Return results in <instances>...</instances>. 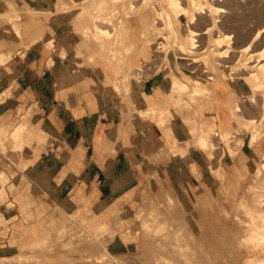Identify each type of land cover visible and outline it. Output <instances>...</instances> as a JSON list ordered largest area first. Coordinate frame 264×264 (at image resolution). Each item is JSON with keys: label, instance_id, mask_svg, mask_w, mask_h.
I'll return each mask as SVG.
<instances>
[{"label": "crops", "instance_id": "0c3cea01", "mask_svg": "<svg viewBox=\"0 0 264 264\" xmlns=\"http://www.w3.org/2000/svg\"><path fill=\"white\" fill-rule=\"evenodd\" d=\"M50 1L0 0V135H21L7 138L11 154L0 152L17 174L5 170L9 181L0 183V248L56 254L73 235L107 248L138 246V217L149 212L184 222L177 237L185 229L203 237L240 207L264 157V137L252 143L244 132L238 144L239 118H262L261 102L255 117L225 76L204 79L197 94L179 88L180 74L144 79L139 67L153 52L149 35L138 49L139 23L124 18L114 43L95 30V6H81L87 0ZM185 70L191 77L197 69ZM130 72L143 80H128ZM224 132L237 139L224 143ZM16 142L25 154L15 153ZM157 222L143 219L148 237L168 229ZM194 246L178 252L193 256Z\"/></svg>", "mask_w": 264, "mask_h": 264}, {"label": "rangeland", "instance_id": "374dc122", "mask_svg": "<svg viewBox=\"0 0 264 264\" xmlns=\"http://www.w3.org/2000/svg\"><path fill=\"white\" fill-rule=\"evenodd\" d=\"M90 1L89 3H87V6H95V11L105 10L103 13V16L105 17L104 21L107 22V24L111 23L113 25H111L113 28H116V26H119L118 28H120L124 24V22H120L119 19L126 18L129 24L139 23L143 28L149 30L148 35L151 44L150 46L152 47L153 56L149 57L147 59V62L139 67V69H142L144 71V79L150 77L154 73V71H149L145 65H148V62H152L151 60L155 56L158 58V61L154 62L155 64L157 63V74H161L162 72H169V75L172 76V73L170 72L173 70L175 73H178L177 75L172 77H178V75L180 74L183 78H185L184 80H187L189 82L190 79L188 80L186 78L187 74H189V71H186L185 68L191 70L197 69L196 72L200 73L205 79H210V72L214 73L213 75H215V77L224 78V72L230 73L237 70L235 74H232L234 78L226 77L225 80L234 82V84L239 87L240 100L242 101L243 106L252 107L254 110L253 115H255V117H260V96L263 94V92L256 91L250 85L247 75L251 71L247 68L252 69L251 65L256 61L258 62H256L257 64L264 62V57L259 58L258 60V55H255L256 57L253 56L255 58L253 59L252 57V60L250 59L251 65L246 66V71H243L245 68H243L242 63L244 60H247V55L249 52L259 53L264 49V0H216L214 2L215 5L213 4L212 6L214 11L213 14L218 18L219 26L217 27L218 29L216 28L217 30H214V35L220 36L225 33L228 36L230 35L232 40L230 41L231 44L225 43L223 47L229 46L231 47V49H234V52L232 51L231 53V57L222 59L223 62L225 61L229 64V66L226 68L219 64V62H217L218 60L215 61V63L214 59L212 61V64L208 66L204 65L203 60L200 58H197L195 63L188 64L187 62H190V60L180 58L179 52L177 53L176 51H173L175 50L174 47H171L169 50L166 49L168 46L165 45L163 49H159L160 46H163L160 44V42H163V44H167V41L163 37H160L158 33L160 30L158 27L162 25V22H159V20L156 21L155 18L159 17L158 9L160 7L158 6H166V0H150L152 3H150L147 8L144 7V4H141L142 0H135L136 6H139L141 4L139 7L142 9L139 11L134 10L133 6L127 7L130 0ZM182 1L184 3L187 2V0ZM49 2L51 4H55V1L49 0ZM155 2L158 3V5H155ZM221 9H225V11H221ZM209 12L205 14H198V19L196 22L197 24H192V26L196 30L205 32V29L209 27V25L211 24V12ZM82 17L88 18V21L91 20V15L89 14V12L85 13V15H83ZM108 17H111V19H113L110 20ZM219 29L221 30V32H219ZM105 37L108 36L106 35ZM208 37L209 36H206V34H200V36H198L197 39L199 40L198 43L200 44V46L198 47L199 50H202L204 46L208 47L210 43H212L209 41V39H207ZM113 40L115 41L114 43L117 42V40ZM247 45H251V50L244 51L243 48H245ZM142 46L143 45H139L138 49L140 48L139 50H142L146 46V44L143 46V48H141ZM235 50L238 52H236ZM238 57L240 58L237 59ZM238 69L242 70L240 71ZM127 79L132 81L143 80V78L136 79V77H133L131 75V72L128 74ZM256 95L259 96V98ZM253 96H256L257 99L260 100V102L258 100L257 102H251L250 97ZM260 119H258L257 121H260ZM254 121V123H258L256 120ZM235 132H237V130H235ZM244 132H246L248 135L251 134L246 130H243L238 138L242 137L244 139V137L242 136ZM9 136H11V138L15 139L16 141L21 138L19 131H17L14 137L12 134H8V136L0 135V152L5 155L11 154L8 149L9 147L7 146V138H10ZM234 139H237V137ZM10 145L12 146L16 154H25L27 151L21 150V145H19L18 142H16L15 145L14 143H10ZM19 167H22L20 161ZM5 170L11 173L16 178L17 174L14 172L11 165L0 157V172H4ZM5 180V182H1L2 185L8 183V175ZM255 182L256 177L253 174L251 183ZM250 186L242 195L245 196V199H248L250 203H254L256 197L254 191L250 189ZM6 197L7 196L2 198V201H4L3 199H5ZM154 217L159 219V222H157L155 224L156 226L154 227H157L160 223H166L168 229L163 233L154 230L148 237L146 234V230L144 229L143 219L145 218L155 220ZM173 217L174 216L171 215L170 222L167 215H160L158 217L157 215H150V212L144 214V216L142 217H138L142 219L143 228V238L137 239L138 243L139 240L141 241L138 246L134 244L126 247L117 244V246L113 245L111 248H107V246H103L101 244H98L96 241L83 238V236H81L80 238L78 237V235H73L72 238H67V236H64L62 239H65V244L61 247H59L58 245L54 248V252L56 254H43L41 256L34 251L28 253L22 252L19 248H7L3 246V249L0 248V264H244L242 260L243 251L238 247V239L242 230L240 219L248 220V215L245 213L243 208L239 207V201L233 208H231V213L227 214L224 212L222 220L218 221L217 226H215V223L211 224L214 225V227H210L211 225H209L206 232H201L203 237L191 238L189 235V231L186 229L184 231L186 236H175V230L179 226H184L182 225L184 222L175 221ZM175 226L176 229H174ZM131 233L135 235L136 231H131ZM192 233L199 234V232ZM236 235L238 236L236 237ZM146 241L149 242L148 245H145ZM191 242L195 244L194 249L196 253L193 256L184 257L178 251H180V249L187 250L186 245ZM107 250L110 253L107 252ZM93 254H97L98 256H92ZM163 256H166L168 259H170L171 262L161 259Z\"/></svg>", "mask_w": 264, "mask_h": 264}, {"label": "bare ground", "instance_id": "6f19581e", "mask_svg": "<svg viewBox=\"0 0 264 264\" xmlns=\"http://www.w3.org/2000/svg\"><path fill=\"white\" fill-rule=\"evenodd\" d=\"M89 1L90 0H87L85 3L81 4V6H86L87 3H89ZM166 1H167L166 6L165 5L158 6V7H160L158 9L159 10V17L155 18L156 21L159 20V22L160 21L162 22V25L161 26L159 25L160 27L157 26L160 30L158 33H159L160 37H163L167 41V44L166 43L163 44V42H160V44L163 46H160L159 49L160 50L163 49L165 47V45L168 46L166 49H169V50L171 47H174L175 50H173V51H176L177 53L179 52L180 58L190 60V62H187L188 64H193L196 62L197 58H200L203 60L204 65L208 66V65L212 64V61L214 59V62L218 60L217 62H219V64H221L225 68L228 67L229 64L226 63L225 61H224L225 62L224 63L222 61V59L231 57V53L234 49H231V47H229L227 45H226L227 47H223L225 43L231 44L230 41H232V40H231L230 35L228 36V35H226V33L223 35H220V36L214 35V30H217L218 29L217 27H219L218 26V18L216 17V15L213 14L214 11L212 8L213 4L215 5L214 2L216 0H187L186 3H184L182 0H166ZM133 3H134V5L136 4L135 0H130L127 7L133 6L134 10L139 11L142 9L139 7L141 4H144V7L147 8L149 6V4L152 2L150 0H142L141 4L139 6L135 5L136 7L133 5ZM156 4L158 5V3L155 2V5ZM153 5H154V3H153ZM133 8H131V9H133ZM104 11L105 10L96 11L97 14L94 16V28L103 38H106V39L110 38V39H115L118 41L121 38L120 31L118 30L119 26L118 27L116 26V28H113L114 31H112V32L108 31L110 29L104 30L105 28L103 27L104 29L102 28L103 29L102 30L100 28V23H106L107 24V22L104 21V19H105V17L103 16ZM133 11H131V12H133ZM209 11L211 12V15H210L211 16L210 17L211 24L209 25V27H207V29H205V32L203 31L204 33L196 30L192 26V24L197 22L198 14H200V13L205 14V13H208ZM221 11H225V9L224 10L221 9ZM109 19L112 20L113 18L111 19V17H110ZM119 21L124 22V19H119ZM165 30H167V31H165ZM148 32H149V30L144 28L143 40H142L140 45L144 46L145 44H147ZM219 32H221V30ZM200 34H204V35L206 34V36L208 35L209 37L207 39H209V41L212 42V43H210V45L208 47H205V46H204V48L202 47L203 48L202 50L198 49L200 44L198 43L199 40L197 38H198V36H200ZM106 35L108 37H105ZM143 46L141 48H143ZM250 47H251V45H247L245 48H243V50L249 51V50H251ZM236 52H238V51H236ZM255 55L259 56L257 58L258 60H259V58H263L264 57V49L261 50L259 53H256V52H249L248 53L247 60H244L242 63L243 68H245L243 71H246V68H247L246 66L251 65L250 64V62L252 60L251 58ZM255 57H253V59ZM239 58L240 57H238L237 59H239ZM236 62H237V60H236ZM256 62L251 65L252 69L247 68L251 71L247 75V78H248L250 85L256 91L263 92V94L260 96L261 97V104L263 107V116H262L260 123H254L255 122L254 120H251V121L249 120L250 122H247V121H245L243 119L241 120V118H239V120L241 121V125H240L241 129H239V131L242 132L243 130H246L248 133H251L250 134V141L252 143H254V142H256L259 139L264 137V62H262L260 64H257L258 62L257 63ZM179 64H181V63H179ZM207 66H206V69H207ZM238 70H240V69H238ZM236 71H232L230 73L224 72V76L234 78L232 74H235ZM156 73H157V71H156ZM170 73H172V76H175V75H177L178 72L175 73L172 70ZM210 73H211L210 79H206L207 81H212V79L213 80L215 79L214 78L215 75H213L214 73H212V72H210ZM238 73H239V71H238ZM186 78L188 80L190 79V82L182 79L183 81L181 83H179L180 89L187 91V90H191V88H193L192 92H194V94L195 93L197 94V93H200L203 91L201 89V84L205 78L202 77V75L200 73H197L196 71H194V73L192 74L191 77L189 75H187ZM228 83L230 84L229 81H228ZM256 96L250 97L251 102H257V100H258L257 97L259 98V96H257V97ZM258 101L260 102V100H258ZM239 102L240 101H238V100H236L234 102V111L235 112H237V110L239 112V109H240L239 108ZM242 118H244L243 115H242ZM240 132H238V133L236 132V133L239 134ZM236 133L233 136V134H231V133L224 132V133L220 134V136L222 137V139L224 140V142L226 144H229L230 141L233 139L232 137L236 138V136H235V135H237ZM211 137H212V135H211ZM212 141H213V139H212ZM209 143H210L209 138H207V139L204 138L202 141L203 146H208ZM238 144H239V146L244 145V139L241 138L238 141ZM254 175L256 177V182L251 183L250 189L252 191H254L256 200L254 203H250L248 201V199L244 198V199H242L241 204H240V208H243L245 213L248 215V220H241L240 219V225L242 226V230H241L240 235L238 233V235H239L238 247L243 251L242 252L243 253L242 254V260H243L244 264H264V157H263L261 163L256 167ZM6 178H7V175L4 172L0 173V183L3 182V180H5ZM238 235H236V237Z\"/></svg>", "mask_w": 264, "mask_h": 264}, {"label": "built area", "instance_id": "2783aa9c", "mask_svg": "<svg viewBox=\"0 0 264 264\" xmlns=\"http://www.w3.org/2000/svg\"><path fill=\"white\" fill-rule=\"evenodd\" d=\"M151 61H152V62H150V63L148 62V63H147L148 65H145V66H146V68H147L149 71H154L153 74H156V70H157L156 68H158V67H157V65H156L157 63L155 64L154 62H155V61L157 62V61H158V58L155 56ZM160 65H161V64H160Z\"/></svg>", "mask_w": 264, "mask_h": 264}]
</instances>
